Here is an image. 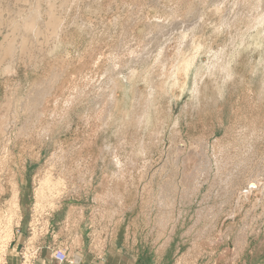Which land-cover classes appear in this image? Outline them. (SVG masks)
<instances>
[{"label": "rangeland", "instance_id": "obj_1", "mask_svg": "<svg viewBox=\"0 0 264 264\" xmlns=\"http://www.w3.org/2000/svg\"><path fill=\"white\" fill-rule=\"evenodd\" d=\"M60 248L264 264V0H0V264Z\"/></svg>", "mask_w": 264, "mask_h": 264}, {"label": "crops", "instance_id": "obj_2", "mask_svg": "<svg viewBox=\"0 0 264 264\" xmlns=\"http://www.w3.org/2000/svg\"><path fill=\"white\" fill-rule=\"evenodd\" d=\"M50 231V230H49ZM48 231V233H49ZM78 233V231L75 230V227L73 225L69 226L68 229V241L70 242L71 240H73V238H75V235ZM54 236H56L57 234H53ZM75 240V239H74ZM68 243V242H67ZM63 247L64 248H68V245H65V243H63ZM61 249V248H60ZM65 250V249H64ZM54 249L51 250V252L48 254V256H46L45 258H43L42 260H40L41 264H49V261L52 262L53 264H56L55 259L52 256ZM67 251V250H66ZM79 254H75L74 257L79 258L81 264H105L106 260L103 258L102 255H100L98 252L95 251V255H90L86 256L84 255V253H82L81 251H79ZM98 253V254H97ZM113 253V252H112ZM34 263H37L36 260L34 261Z\"/></svg>", "mask_w": 264, "mask_h": 264}, {"label": "built area", "instance_id": "obj_3", "mask_svg": "<svg viewBox=\"0 0 264 264\" xmlns=\"http://www.w3.org/2000/svg\"><path fill=\"white\" fill-rule=\"evenodd\" d=\"M56 264H81L79 258H70L67 251L64 249H55L52 253ZM27 258L25 257L24 263H27Z\"/></svg>", "mask_w": 264, "mask_h": 264}]
</instances>
